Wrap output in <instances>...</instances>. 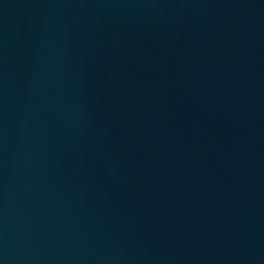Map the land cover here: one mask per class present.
<instances>
[{"label":"water","instance_id":"95a60500","mask_svg":"<svg viewBox=\"0 0 264 264\" xmlns=\"http://www.w3.org/2000/svg\"><path fill=\"white\" fill-rule=\"evenodd\" d=\"M0 264H264V0H0Z\"/></svg>","mask_w":264,"mask_h":264}]
</instances>
